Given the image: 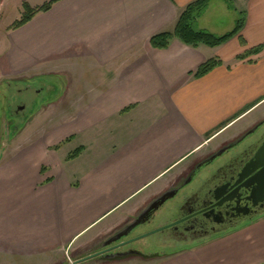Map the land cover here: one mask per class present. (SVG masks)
<instances>
[{
  "label": "crops",
  "instance_id": "crops-1",
  "mask_svg": "<svg viewBox=\"0 0 264 264\" xmlns=\"http://www.w3.org/2000/svg\"><path fill=\"white\" fill-rule=\"evenodd\" d=\"M195 1L61 0L0 36V83L42 82L57 94L30 117L16 150L0 155V264H62L82 234L78 250L134 216L199 158L264 122V0H240L243 28L219 47L176 39L166 50L151 47ZM221 3L211 0L194 29L219 36ZM260 45L259 55L236 60ZM210 59L221 65L194 79ZM74 142L83 151L67 161L72 151L62 153L61 144ZM137 193L118 218L98 224ZM144 263L264 264V216Z\"/></svg>",
  "mask_w": 264,
  "mask_h": 264
},
{
  "label": "flooded vegetation",
  "instance_id": "flooded-vegetation-1",
  "mask_svg": "<svg viewBox=\"0 0 264 264\" xmlns=\"http://www.w3.org/2000/svg\"><path fill=\"white\" fill-rule=\"evenodd\" d=\"M25 106H18L14 116ZM251 130L254 132L247 135ZM239 140L236 146L216 156ZM263 140L264 122H261L232 142L202 156L134 216L87 250L90 253L84 257L109 250L94 258L113 262L130 258L157 260L221 238L264 216V194L254 199L259 194L253 196L255 185L250 184L255 173L250 169L241 178L242 165L250 161ZM160 221L161 225L151 228ZM121 244L125 246L116 248ZM189 244L192 247H185ZM123 253L127 255L119 256Z\"/></svg>",
  "mask_w": 264,
  "mask_h": 264
},
{
  "label": "rangeland",
  "instance_id": "rangeland-1",
  "mask_svg": "<svg viewBox=\"0 0 264 264\" xmlns=\"http://www.w3.org/2000/svg\"><path fill=\"white\" fill-rule=\"evenodd\" d=\"M48 1L49 0H0V36L3 34V32H5L7 27H9L14 21L18 20L21 17L23 13V4H27L29 7L35 8L43 5ZM223 3L220 4V9L223 10V20L225 21V23L221 28H218V30H216V33L219 36L225 35L232 31V29L234 28V24H231V20L233 19L236 23V21L239 19L238 17H240L238 13L235 12V7L239 8L241 5L240 0H235V2H232V9L223 7L225 4ZM214 14H217V9L215 8L211 9V13L207 17V19H212V15ZM42 85V82H35L31 85L21 83H0V155H8L16 150V143L19 142L18 138H21V140L23 137L26 138V134H24V128L26 126V123H28L30 117L35 115L34 113H36V111L40 109L41 105L44 102L56 98V88L55 92H49L48 90L44 91ZM21 104L26 105L24 107L25 109L23 108V111H19V115L14 116V110L17 109V107ZM262 109H264V107ZM53 123L57 124V121L55 120ZM29 134L30 133L28 132L27 135ZM61 146L63 148L62 153H69L71 151L73 152L75 148L78 147L76 142L72 143L69 146H67V144H61ZM138 194L139 193L123 202L121 205L117 206L114 210L105 215L98 222V224L100 222H109L113 219L118 218L121 213H124L129 208L131 204L138 201V197H136L138 196ZM161 223V221L155 222L151 226V228L158 227L159 225H161ZM110 232L94 237V240L92 241L93 243L91 242L92 244L90 246H86L83 249L78 250V245L83 244L84 241V234H82L81 236L83 238L81 236L80 237L82 239H80V237L78 238V241H81V243H79L77 247L71 252L66 251L62 264H73L76 259H82V257L90 253V251L87 250L100 242ZM89 236L91 237V234L88 235L87 239L90 238ZM185 247L189 248L192 247V245L189 244ZM144 262H148V260L130 258L128 260H125L124 262H113L110 260L105 261L94 258L89 259L83 263L81 262L79 264H149Z\"/></svg>",
  "mask_w": 264,
  "mask_h": 264
},
{
  "label": "trees",
  "instance_id": "trees-1",
  "mask_svg": "<svg viewBox=\"0 0 264 264\" xmlns=\"http://www.w3.org/2000/svg\"><path fill=\"white\" fill-rule=\"evenodd\" d=\"M59 1L61 0H49L43 5L35 8H31L27 4H23V13L21 17L18 20L14 21L9 27H7L5 31L9 32L20 29L21 27L28 24L36 15L48 12L52 8V6ZM210 1L211 0H197L192 4L188 5L185 8V10L180 14L175 24V27L171 32H163L153 36L150 39L151 47L156 50H166L169 47L170 41L176 39L179 42H181L183 45L191 48H197L200 45L210 48H215L225 44L235 36H239V33L241 32L244 25L243 13H240V17L236 21L232 31L222 36L211 34L205 30L194 29L193 24L195 17L201 15L205 11ZM221 1L225 3L228 9H232L231 0H221ZM262 51H263V47L261 45L254 48H250L246 50L243 54L237 56L236 60L244 61L252 56L259 55ZM220 65L221 62L219 60L210 59L206 61L204 64H202L195 72L191 73V76L194 79H200L205 75L209 74L212 70H214L216 67ZM129 109L130 108L124 110L123 113L127 112ZM68 141H70V139H67L65 143ZM59 147L60 145L55 146L52 148V150L56 151L58 150ZM82 151H83L82 147L75 149L67 156L66 160L71 161L76 159L82 153ZM44 171H45L44 168L41 169V174H43Z\"/></svg>",
  "mask_w": 264,
  "mask_h": 264
},
{
  "label": "water",
  "instance_id": "water-1",
  "mask_svg": "<svg viewBox=\"0 0 264 264\" xmlns=\"http://www.w3.org/2000/svg\"><path fill=\"white\" fill-rule=\"evenodd\" d=\"M254 130L249 131L247 133V135L252 134L254 132ZM240 141L241 140H239L234 145L233 144L232 145H229L228 147H226L225 149H223L216 156H219L225 150H228V149L236 146V144H238ZM215 157H213V158H215ZM250 169L252 170L251 173H255L254 176L251 179V183L250 184L255 185V187L253 188V192H254V195L253 196H255V194H256V196L259 194L257 197H254V199H257L261 194H264V140L262 141V143L260 144V146L255 150V152L253 153V157L250 159V161L248 163H245L244 165H242V167H241V175L243 173L244 174L241 176V178L246 177L248 175ZM171 196H169V197L171 198ZM162 202H164V201L162 200ZM135 226H137V224ZM124 236H127V235H124ZM123 246H125V245L124 244H121V245H118L116 248H121ZM107 251H109V250L102 251V252H99L97 254L89 255V256L84 257L82 259L76 260L73 264H79L81 262L87 261L88 259L94 258L96 256H101V255H103V253H105ZM121 255L124 256V255H127V254H125V253L119 254V256H121Z\"/></svg>",
  "mask_w": 264,
  "mask_h": 264
}]
</instances>
